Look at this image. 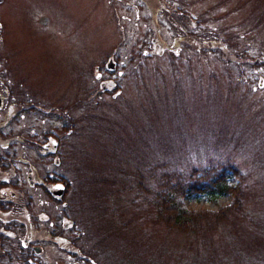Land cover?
<instances>
[{
    "label": "rangeland",
    "instance_id": "rangeland-1",
    "mask_svg": "<svg viewBox=\"0 0 264 264\" xmlns=\"http://www.w3.org/2000/svg\"><path fill=\"white\" fill-rule=\"evenodd\" d=\"M0 10V89L30 90L48 111L13 128L59 143L47 169L66 193L36 203L51 264L77 261L61 258L75 242L81 264H264V0H2ZM219 162L243 189L238 209L197 236L169 230L154 208L159 175ZM233 200L181 198L191 211Z\"/></svg>",
    "mask_w": 264,
    "mask_h": 264
},
{
    "label": "flooded vegetation",
    "instance_id": "flooded-vegetation-1",
    "mask_svg": "<svg viewBox=\"0 0 264 264\" xmlns=\"http://www.w3.org/2000/svg\"><path fill=\"white\" fill-rule=\"evenodd\" d=\"M2 14L0 10V50L7 45L5 36L9 23L7 16ZM2 55L0 53L1 61ZM1 68L2 74L10 75L11 70L7 64L1 65ZM2 77L0 81L4 80ZM14 86L16 84L13 83L10 89H0V264H51V255L41 244L51 241V230L46 224L45 209L40 212L36 203L45 207L47 194L61 201L62 196L53 194L59 186L63 187V196L66 193L63 184L53 186L47 169L56 155L59 143L48 137L47 132L42 137H35L34 133L32 137H21L20 128H13L19 115H35L40 112L47 116L48 112L47 106L36 104V94L25 89L20 91ZM37 157L43 162L38 167L34 163V158ZM54 160L58 162L55 157ZM21 163L24 168L27 167L24 172L21 171ZM41 171L47 174L43 181L39 175ZM40 220L44 222L42 230L38 226ZM40 232L41 236L37 235ZM59 240L64 241L62 236ZM76 245V242L75 245L72 244V250H66L67 255L62 254L61 258L69 260L71 254H76L79 258L73 264L84 263L85 252L75 248ZM41 257L42 260L39 259ZM86 262L96 264L91 258H86Z\"/></svg>",
    "mask_w": 264,
    "mask_h": 264
},
{
    "label": "trees",
    "instance_id": "trees-1",
    "mask_svg": "<svg viewBox=\"0 0 264 264\" xmlns=\"http://www.w3.org/2000/svg\"><path fill=\"white\" fill-rule=\"evenodd\" d=\"M228 167L232 168L229 162H219L208 169L193 168L186 175L160 174L159 192L154 200L159 221L169 230L188 232L197 236L208 227L216 226L225 220L231 212L238 209L242 198L241 190H243L228 183L224 174V168ZM193 191H199L214 203L224 195H231L234 200L230 205L216 211L205 209L191 211L182 205L181 198L184 194Z\"/></svg>",
    "mask_w": 264,
    "mask_h": 264
},
{
    "label": "water",
    "instance_id": "water-1",
    "mask_svg": "<svg viewBox=\"0 0 264 264\" xmlns=\"http://www.w3.org/2000/svg\"><path fill=\"white\" fill-rule=\"evenodd\" d=\"M106 67H107L108 69H110V70L114 69L115 64H114V62H113L112 59H109V61H108L107 65H106ZM63 192H64L63 187L59 186L56 190L53 191V194H54L55 196H57V197H61V196L63 195Z\"/></svg>",
    "mask_w": 264,
    "mask_h": 264
}]
</instances>
